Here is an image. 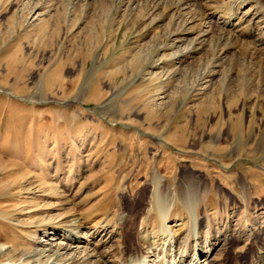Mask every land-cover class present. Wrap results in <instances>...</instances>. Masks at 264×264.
<instances>
[{
	"label": "rangeland",
	"instance_id": "rangeland-1",
	"mask_svg": "<svg viewBox=\"0 0 264 264\" xmlns=\"http://www.w3.org/2000/svg\"><path fill=\"white\" fill-rule=\"evenodd\" d=\"M179 1L0 0V264H122L127 238L164 230L175 249L146 263L199 245L264 264V55L240 33L263 26L238 20L248 3ZM70 233L77 249L43 252Z\"/></svg>",
	"mask_w": 264,
	"mask_h": 264
},
{
	"label": "bare ground",
	"instance_id": "bare-ground-1",
	"mask_svg": "<svg viewBox=\"0 0 264 264\" xmlns=\"http://www.w3.org/2000/svg\"><path fill=\"white\" fill-rule=\"evenodd\" d=\"M233 1L236 3L235 4V7H237V8L239 6L241 7V5H243V4H247V3L248 4H251L250 5V8H249V10L251 12L249 13V11H248V12L244 13L242 15V18H240L238 20L241 23L249 22V25H250V22H251V20H253V18L254 19H259L258 22H261V24L263 26L262 27L263 30L260 33H255V30H256L255 27L247 26V27H245V29L242 28V31H240V33H243L244 34V35L242 34L243 35L242 37L245 40L246 39L249 40V42L243 41L242 43L247 46L246 47V49H247L246 51L249 53V55H250L251 58L254 57V56H256V55H260V53L262 55H264L263 54L264 53V10L262 11V8H261V5H260V1L259 0H233ZM187 2H188L187 0H180L179 2L176 3V5L173 4V6H176V7H174V8H176L174 11L177 12L178 16L182 13V10L184 8H189ZM169 9H170V7H169ZM236 10L237 9L230 8L225 13H222V15H223L222 18L224 19L222 21V24H223L224 29H225L226 26H231L232 27V24L234 23V22L232 23V21L237 16ZM214 12H215V10L210 9L209 7H207L206 10H204L203 14L200 13V14H202V16L199 17V18H197L196 16L195 17L194 16H192V17L191 16L190 17L188 16L189 19L188 20L186 19L187 21L185 22V25H186V27H188V26L189 27H188V29L185 28L186 30H184V31L185 32H187V31L189 32L190 31L189 33H191L193 31H195L196 29L201 28L202 25L206 24L205 21L206 20H209L211 18L212 14ZM193 13H195V12H193ZM173 14L175 15V13H173ZM188 15H189V13H188ZM191 15H192V13H191ZM195 15H197V14H195ZM249 16H251V18L249 20H247V18ZM173 18H174V16H173ZM245 25H246V23H245ZM245 25H243V26H245ZM234 31H236V30H234ZM185 32H183V33L185 34ZM204 34H205V32L201 33L200 35H197L196 40L198 42H196V43H198V45H200V44L203 43L202 36H204ZM239 37H240L239 38V40H240L242 37L241 36H239ZM226 49H228V47ZM245 82L246 83H249L250 80L247 79ZM239 124H240L239 120H235L234 125H233L234 132H237L239 130V128H238V125ZM248 177L249 178L250 177H253V178L256 177V178H259L261 180H264V176H262L261 174H259L257 172H253V171L252 172H249ZM252 185L254 186V188H253L254 191L260 189L259 186L255 185V184H252ZM179 225L180 224H178V226ZM167 228L165 227V229H167ZM170 234L171 233L168 230H164V232H162V231H158V232L156 231V232H151V233L148 232V233H145L144 235H140L136 239V242H131V243H127V240H128V238H127L126 239L125 247L122 250V252H120V256H122V259H121V261L123 262L122 264H148L149 262L151 264V262H154V261H149L148 260V263H146V258L142 254H144L146 252L147 253H151V254L152 253L155 254L154 252L159 251V252H161V253H163L165 255L168 252H171L173 250V248L175 249L174 246L176 245V240L173 239L170 236ZM168 237H170V238H168ZM186 239H185V241H186ZM51 240H54V239H51ZM56 240H59V239H56ZM60 240H63L64 243L63 242H61V243H58L57 242V244H55V246L54 245L51 246L49 244H46V246H49L50 248H48V250H45L43 252L44 253L51 254V255H49V257H53L54 259H56V258L58 259V257L62 256L61 255V252L62 251L64 252V254H66L67 252L72 251L74 249V247L77 249L78 248V245H80L81 242H82L81 235L80 234L78 235L76 233H70L68 235L67 234L66 235H63ZM215 240H216V238H213V240H211L210 238H206V243L205 244H202V246L208 247L210 249V247H212V246L215 245V243L212 244L211 241H215ZM184 243L185 244L183 245V247L186 245V242H184ZM192 246H193L192 247V251L195 254V256H194L195 258L192 257L188 264H216V261L214 259L210 260V258L206 262H203L201 260L199 262L197 260V257L196 256H199V254H201L203 252L202 251V248L199 245H197L196 247H194V245H192ZM181 248L182 247H179V249L177 250V251H179V253H178L179 254V258H178V261L176 263H174V264H181V261H182L181 259H183V255L186 253V250L189 247H186V249L183 248V250L180 251ZM143 249L146 250V251H144V253H143ZM207 253H208V251H207ZM129 255H131V257L136 258V259L130 260L128 262ZM84 257H88V253H86L84 255ZM131 257H130V259H131ZM77 261L78 260H75V257L73 256V257H70L68 259H65L64 258L62 260V263L63 264H73V263H76ZM155 262H157V261H155ZM158 264H164V263L161 261Z\"/></svg>",
	"mask_w": 264,
	"mask_h": 264
}]
</instances>
